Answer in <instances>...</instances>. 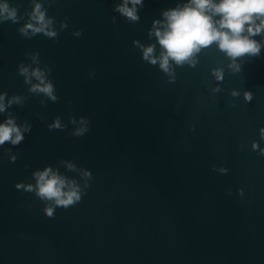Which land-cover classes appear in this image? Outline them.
Masks as SVG:
<instances>
[{"label": "water", "instance_id": "95a60500", "mask_svg": "<svg viewBox=\"0 0 264 264\" xmlns=\"http://www.w3.org/2000/svg\"><path fill=\"white\" fill-rule=\"evenodd\" d=\"M117 2L45 0L49 15L67 18L57 38L24 37V20L0 23V92L29 97L10 111L32 125L20 145L0 147V264H264V155L251 147L264 148V49L232 73L213 46L170 83L133 41L153 42V20L182 0H144L136 23L114 11ZM28 52L51 67L57 102L28 93L18 74ZM221 65L223 90L213 95L211 69ZM57 116L64 130L48 128ZM70 116L87 117L90 130L72 135ZM65 162L93 179L79 203L48 217L16 184L49 164L79 178Z\"/></svg>", "mask_w": 264, "mask_h": 264}, {"label": "clouds", "instance_id": "9594fccd", "mask_svg": "<svg viewBox=\"0 0 264 264\" xmlns=\"http://www.w3.org/2000/svg\"><path fill=\"white\" fill-rule=\"evenodd\" d=\"M52 2L53 0H47L49 6ZM30 4V10L21 14L19 4L0 0V23L10 21L19 24L24 20L18 31L26 38L38 34L50 39L57 38L61 30L68 28L67 18L58 22L54 16L48 14L45 0H30ZM143 6L144 0H118L114 11L128 22L136 23L140 20L139 10ZM115 20L116 17H113V22ZM57 23L59 27L56 26ZM73 34L81 36L82 29H77ZM148 36L153 42L145 44L136 39L133 44L142 52L143 61L153 66L158 65L170 83L175 82L178 67H195L199 63L200 55L213 46L227 59V69L238 73L242 70L245 57H257L264 49V40L256 39L257 36L264 37V0H182L175 7L162 10L161 18L153 20ZM25 55L30 58L31 63L22 61L18 65V74L28 86V93L57 102L56 87L49 78L51 67L41 66L39 52H28ZM211 75L217 81L211 90L215 95L223 90L225 66L213 67ZM230 94L239 97L241 92L239 89H232ZM243 96L250 102L253 92L245 90ZM28 98L23 94L9 96L6 91L0 92V114L6 115L0 122V147L5 144L18 146L24 141L25 134L31 132L32 125L27 120L18 123L17 116L10 111L14 105L22 106ZM69 123L76 125L71 133L74 136H83L90 130L87 117L80 116L77 119L70 116ZM66 127L67 124L62 122L60 116L48 124L50 130H64ZM259 137L264 140V127L259 129ZM251 147L264 155V148L259 141L254 140ZM8 152L11 153L12 149L9 148ZM10 159L15 162L17 154H11ZM65 163L69 171H79V178L70 177L49 164L36 169L30 181L16 184L17 189L34 193L44 203L43 212L48 217H54L58 207L67 209L79 203L93 179L90 169L78 170L76 164ZM213 170L228 172V168L223 165H213ZM239 192L243 196V188Z\"/></svg>", "mask_w": 264, "mask_h": 264}]
</instances>
